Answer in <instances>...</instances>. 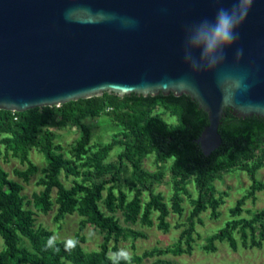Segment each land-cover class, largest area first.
Masks as SVG:
<instances>
[{"label": "trees", "instance_id": "obj_1", "mask_svg": "<svg viewBox=\"0 0 264 264\" xmlns=\"http://www.w3.org/2000/svg\"><path fill=\"white\" fill-rule=\"evenodd\" d=\"M108 115L118 126L111 140L92 142L91 129L86 122L90 117ZM164 114L174 116L176 123L166 120ZM209 123L207 113L188 94L174 92L157 95L132 93L120 96L105 91L101 95L71 100L59 106H39L24 111L0 109V160L10 156L19 158L26 168H15L17 176L29 181L39 172L31 159L36 149L44 156L46 165L37 184L43 188L29 198L24 184L11 178L0 161V264H112L108 257L121 249L119 242L129 237H146L143 231L131 225H157L168 231V216L173 211L182 215L184 194L190 195L188 184L193 183L198 194L192 198L193 207L182 230L180 243L173 247H154L132 256V264L147 257L192 252L196 222L201 213L211 208L218 217L223 193L216 180L227 172L245 171L252 183L248 192L231 207L232 217L203 245L207 251H216L218 242L226 241L238 250L264 245V207L249 210L242 215L248 197L264 188L258 171L264 167V117H240L226 108L219 132L222 144L205 154L196 139ZM77 126L81 132L74 139L68 155L57 141V129ZM120 145L117 160L108 161L111 150ZM154 154L158 170L151 172L143 166L145 159ZM171 161L169 170L173 194L167 201L156 183L164 177L163 166ZM72 176L67 186L62 172ZM55 192V193H54ZM147 192L148 198H144ZM57 205L55 219L78 213L80 231L88 224L97 227L103 241L94 250H86L85 237L76 233L77 246L65 250L67 239H56L54 248H47L53 231L37 225V213H49ZM34 206L35 209L31 207ZM122 212V224L118 212ZM156 215L157 221L154 220ZM183 241L186 246H183ZM156 264H170L156 258ZM120 264H125L120 261Z\"/></svg>", "mask_w": 264, "mask_h": 264}, {"label": "water", "instance_id": "obj_2", "mask_svg": "<svg viewBox=\"0 0 264 264\" xmlns=\"http://www.w3.org/2000/svg\"><path fill=\"white\" fill-rule=\"evenodd\" d=\"M235 3L0 0V109L59 106L105 91L185 93L208 115L196 141L210 154L222 144L226 108L264 117V0H253L231 45L205 53L196 40L201 25Z\"/></svg>", "mask_w": 264, "mask_h": 264}, {"label": "rangeland", "instance_id": "obj_3", "mask_svg": "<svg viewBox=\"0 0 264 264\" xmlns=\"http://www.w3.org/2000/svg\"><path fill=\"white\" fill-rule=\"evenodd\" d=\"M164 116L170 123L177 122V119L174 116H170L168 114H164ZM86 122L91 129L93 143L111 140L118 129V126L114 123L113 119L105 114L90 117L86 120ZM80 135L81 132L77 126L57 129V141L61 142L63 145V151L66 155H68V150L71 148V144L74 139L79 138ZM120 148V145H116L111 150L108 161L117 160V153L120 151ZM30 157L39 166V172L32 175L29 181H24L23 178L17 176L14 172L15 168L27 167L26 164L21 163L19 158L10 156L8 159L1 158L0 160L4 168L10 172L11 178L19 180L24 184L25 188L23 193L29 198L32 196L34 191H39L43 188L41 185H38L37 182L42 175V168L46 165L44 156L36 149L31 150ZM170 163L171 161H168L163 166L165 175L155 185V191L162 192L167 201H171L170 198L173 194L171 173L169 170ZM143 166L151 172L158 170L154 154H151L145 159ZM258 177L264 182V167L258 171ZM61 179L67 186L72 184V176L67 177L65 175V171L62 172ZM251 183L252 179L247 172L239 170L227 172L222 178L216 180V187L222 192L227 193H223L224 201L219 206L220 214L218 217H214L212 215L211 208H208L201 213V220L198 219L196 222V231L194 234L195 242L192 252L174 253L170 251L165 254L147 257L142 262L134 264H156L155 260L158 257L170 260V264H264V245L262 247L255 248L240 247L238 250H234L226 241H224L217 243L218 248L216 251H207L203 247V245L207 242V238L218 231L220 227L225 224V221L232 217L231 207L236 204L238 199L248 192ZM188 189L190 195H183V206L185 208L183 214L179 215L178 213L172 211L168 216V220L171 223V227L168 231L159 229L157 225L148 226L138 222L131 226L143 231L146 234V237H129L125 240L122 239L119 242L120 247L129 250L132 256H135L140 255L144 251L154 247L168 248L180 243L182 230L185 227V222L193 207L192 198L197 197L198 194L193 183L188 184ZM144 198H148L147 192L144 194ZM31 207L35 209L33 205H31ZM263 207L264 188L256 192L255 199L252 197H248L246 199L242 215L251 216L249 210L254 211ZM56 211L57 205L55 204L53 209L47 214L38 212L36 215L37 225H42L52 230L55 239H75L76 233L80 231L81 217L79 214H68L60 221H57L55 219ZM118 216L121 218L122 224H125L121 211L118 212ZM153 218L156 222V215H154ZM80 232L85 237L83 244L85 249L88 251L97 249L104 238L101 231L91 224L86 225ZM182 244L183 246H186L184 241ZM1 246L2 240L0 239V248ZM66 264L75 263L67 261Z\"/></svg>", "mask_w": 264, "mask_h": 264}, {"label": "clouds", "instance_id": "obj_4", "mask_svg": "<svg viewBox=\"0 0 264 264\" xmlns=\"http://www.w3.org/2000/svg\"><path fill=\"white\" fill-rule=\"evenodd\" d=\"M252 3L253 0H236L233 9L219 10L215 24L205 23L199 27L196 40L204 46L205 53H212L217 48L231 45L239 38V34L235 33L234 29L245 20ZM237 55H242V50H239ZM55 244V237H49L46 247L54 248ZM77 244L76 239L70 238L65 241V250L70 252ZM108 259L112 264H120V261H124L125 264H132L133 257L129 250L121 248L112 253Z\"/></svg>", "mask_w": 264, "mask_h": 264}]
</instances>
